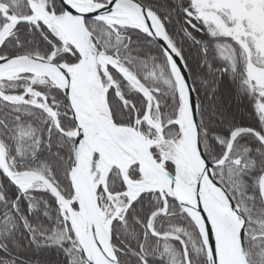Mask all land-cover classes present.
Segmentation results:
<instances>
[{
    "label": "snow or ice",
    "instance_id": "6c2138e0",
    "mask_svg": "<svg viewBox=\"0 0 264 264\" xmlns=\"http://www.w3.org/2000/svg\"><path fill=\"white\" fill-rule=\"evenodd\" d=\"M0 264H264V0H0Z\"/></svg>",
    "mask_w": 264,
    "mask_h": 264
}]
</instances>
